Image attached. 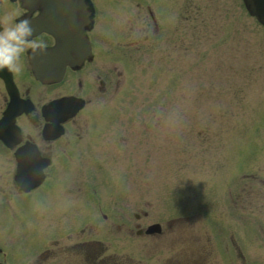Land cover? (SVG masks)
Here are the masks:
<instances>
[{"label": "rangeland", "instance_id": "374dc122", "mask_svg": "<svg viewBox=\"0 0 264 264\" xmlns=\"http://www.w3.org/2000/svg\"><path fill=\"white\" fill-rule=\"evenodd\" d=\"M167 1L170 13L164 16L155 11V29L147 27V12L139 9L140 49L127 50V58L117 52L111 54L114 64H121L125 69H122L124 79L118 89L113 81L112 88L118 91L113 92L108 103L95 97L88 105L89 113L98 111L97 108L101 112L107 109L101 114L99 125L94 127L91 139L80 135V130L77 139L72 138L81 142L82 155L89 156L85 162L86 172L94 168L91 159L102 158L103 152L109 149L117 152L104 176L96 178L97 171L93 169V181H104L97 192L104 188L109 194L106 206L111 212L109 221L114 226L116 211L120 209L114 208L116 204L127 206L130 211L139 210V227L156 220L157 211L163 209V205L204 206L210 203L223 213L228 210L230 216L232 207L225 196L210 194L214 193L213 187L218 191L233 187L240 176L232 167L238 156L243 161L240 168L256 170L258 176L264 177V27L254 23L245 13L241 0ZM100 7L109 6L106 3ZM109 9L112 14L116 7ZM108 20L106 16L105 21ZM4 21L7 22L5 18ZM115 32L116 35L101 36V42L113 48L118 40L132 39V36L120 35L118 28ZM90 76L86 73L81 77L84 80ZM62 86L60 89H64ZM95 91L91 88L89 94L94 95ZM133 114L139 115V139L135 140L131 139L127 128L135 117ZM67 127L65 137L70 140L77 126L68 124ZM122 136L133 144L127 152L123 150L124 144L118 142V137ZM110 145L112 147H108ZM11 166L0 164V176L4 170L10 171ZM60 167L61 163L55 164V171ZM0 183L2 185L3 180ZM38 195L40 190L26 197L24 203L21 201L22 211L34 229L30 227L24 232L28 217L25 218L27 224L21 226L15 221L16 230L12 236L15 233L13 242L16 243H13L7 242V226H0V246L8 253L7 264H61L60 257L57 260L48 258L45 262L39 258V252L49 246L47 239L38 246L41 236L52 233L54 228L45 232L37 225L35 212H42L39 206L34 212L32 204L37 202ZM250 208L254 212L239 208L245 218L236 223L237 241L244 257L240 264H264V233L258 230L259 223L264 221V216L260 217L264 203L262 207ZM179 211L181 208L175 207L165 214ZM228 225L231 227L233 221L229 220ZM96 226L95 237H99L105 225L97 222ZM105 228L108 233L104 236L111 241V246L116 249L124 241L132 256L142 259L139 254L141 235L130 236L124 230L115 231L113 226ZM210 230L221 239L218 229L210 227ZM68 232L63 230L62 235ZM186 235H191L193 250L204 240L203 235L196 233V228ZM19 239H26L24 247H27L13 253V248L19 246ZM152 239L160 242V248L166 245L161 255L178 249L182 252L180 242L167 245L170 240L166 234ZM147 241L144 246L150 251L153 241ZM23 252L28 254L23 256ZM64 257L63 254L65 261Z\"/></svg>", "mask_w": 264, "mask_h": 264}, {"label": "flooded vegetation", "instance_id": "af4514ba", "mask_svg": "<svg viewBox=\"0 0 264 264\" xmlns=\"http://www.w3.org/2000/svg\"><path fill=\"white\" fill-rule=\"evenodd\" d=\"M22 0H0V28L7 27L10 23L13 22L17 17H31V10L26 8ZM18 13L16 17L6 19L9 13ZM7 22L4 21V18ZM45 34L40 33L34 37H31L33 42H36V45L43 44V41L40 40ZM38 38V39H37ZM49 42V38H45V44ZM31 50V47H26L25 51L21 53L18 63L20 64V70L10 71L7 68L0 69V113L5 108L6 103L10 97V93H14L25 102L23 111L16 117V123L21 129L24 138L38 143L39 149L42 155L47 156L48 158H53V153L56 150V147L53 144L58 145L59 140H47L44 141L39 134L40 123L42 122L40 110L41 104L46 97L48 96V91L52 88L49 83L40 82L37 80L31 70V66L28 62V53ZM5 83L10 84V88L7 89ZM57 95V94H56ZM27 105V106H26ZM11 158L6 156V161H9ZM173 227L168 225L164 229L160 230V233L156 236L159 238L161 234L172 233ZM183 232H187L184 230ZM69 237L61 240L57 237L55 240L50 241L49 246L45 247L42 253V262L47 261L48 258L52 260H57V257L61 258V264H107V256L102 255L99 257V261L96 262L95 256L99 254L95 250L96 243L93 239L85 238L79 239V236L76 235L72 240H68ZM191 235H184L179 238L181 244V250H174L170 254L161 253L165 251L166 245L160 248V242H153V260L152 264H192L196 259L203 261L204 255H207L208 245L206 241H203L200 245V251L193 250L191 244ZM174 238L172 237L168 243L169 245L173 244ZM98 252V253H97ZM64 254V259H62ZM81 255V257H80ZM70 257L72 259H70ZM82 260V261H81ZM145 264V263H142Z\"/></svg>", "mask_w": 264, "mask_h": 264}, {"label": "clouds", "instance_id": "9594fccd", "mask_svg": "<svg viewBox=\"0 0 264 264\" xmlns=\"http://www.w3.org/2000/svg\"><path fill=\"white\" fill-rule=\"evenodd\" d=\"M17 15L15 12L9 13L6 19ZM31 37L32 29L27 19H14L7 27L0 28V69L20 70L18 61L21 53L26 47H36Z\"/></svg>", "mask_w": 264, "mask_h": 264}, {"label": "water", "instance_id": "95a60500", "mask_svg": "<svg viewBox=\"0 0 264 264\" xmlns=\"http://www.w3.org/2000/svg\"><path fill=\"white\" fill-rule=\"evenodd\" d=\"M245 2L247 3L250 11L255 13L259 19L264 21V9L258 4L252 5L253 0H245ZM58 38L61 40V42H65V37L63 35H59Z\"/></svg>", "mask_w": 264, "mask_h": 264}]
</instances>
